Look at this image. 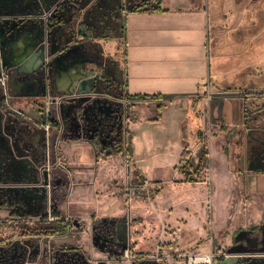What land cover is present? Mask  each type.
Instances as JSON below:
<instances>
[{
    "label": "rangeland",
    "instance_id": "rangeland-1",
    "mask_svg": "<svg viewBox=\"0 0 264 264\" xmlns=\"http://www.w3.org/2000/svg\"><path fill=\"white\" fill-rule=\"evenodd\" d=\"M223 17L225 21V14ZM105 24L101 21L100 28ZM222 26L224 36L210 45L213 57H218L213 64L225 63L234 70L227 76L214 72L212 81L221 89L227 85L237 89L223 90L217 96L236 97L230 100L242 103L244 117L225 121L221 102L216 116L208 113L209 106L192 113L189 104L177 137L174 122L162 120V111L168 104L135 105L122 100V95H94L96 89L81 99L62 98L61 106L67 108L72 122L65 123L64 135L67 131L75 139L91 142L95 146L92 163L88 169L56 166L51 175L47 172L50 180H40L41 171L36 182L0 181V264H185L189 256L211 253L218 256L215 264H264L262 238L248 245H240L239 240L234 244L235 240L230 243L228 225L220 232L214 228V209L225 218L227 200L224 197L217 205L213 203V185L215 189L228 188L221 184L224 179L215 165L223 163L235 180H240L239 174L246 168L247 141L258 143L259 137L257 100H251L245 108L243 97L264 95L259 90L264 83L259 73L264 61L258 63L264 54V41L256 37L258 22L247 16L240 25ZM108 29L117 32H110L103 42L104 59L116 67V79L124 82V46L117 41L122 28L108 22L104 30ZM245 64H250V69H245ZM102 103L106 112L101 109ZM180 107L185 112L184 104ZM244 122L251 131L248 136L243 127H238ZM143 123L148 126L139 133L141 144L149 141L154 149L147 155V148L142 146L141 153L134 156L127 149H134V126ZM228 129L229 133H222ZM132 137L131 143L127 142ZM253 146L256 149L258 144ZM119 150L122 155L117 154ZM202 151L207 152L202 175L197 183L185 184L180 169L189 159L197 161ZM38 168L29 172L40 173ZM78 187L92 189L89 201L73 200ZM35 191L38 195L34 197L31 192ZM115 203L121 204L122 212L105 217V209ZM230 203L233 212V197ZM249 203L250 230L264 233V197L256 201L252 198ZM58 214L70 221L71 233L41 236L38 224L45 219L56 221ZM242 254L251 255L242 258Z\"/></svg>",
    "mask_w": 264,
    "mask_h": 264
},
{
    "label": "crops",
    "instance_id": "crops-1",
    "mask_svg": "<svg viewBox=\"0 0 264 264\" xmlns=\"http://www.w3.org/2000/svg\"><path fill=\"white\" fill-rule=\"evenodd\" d=\"M124 1L107 0L108 3L97 15L106 25L114 22L122 28L121 38L116 37L124 46L125 81L122 82L116 79V67L105 62L103 52L104 63L98 68L85 63L83 53L78 54V64L73 66L63 61L55 63L59 57L57 54L51 56L45 53L43 56L41 39L43 32L48 29L44 14L49 8L44 0H0V63L7 65L10 72V106L14 110L6 106L0 92V181L24 179L36 182L41 171L43 173L40 180H50L51 176H47V172L51 175V169L62 164L70 169H88L95 146L91 142L75 139L67 131L64 135L65 123L69 125L72 122L66 114L67 108L61 106L60 101L62 98L81 99L91 95L96 88V76L109 80V86L94 95L105 97L114 94L118 97L117 90L119 86H123L121 99H127L131 104H168L162 111V120L174 122V136L177 137L181 135L180 123L186 118L185 113L189 112V104L192 105V113L209 106L208 113L216 116L219 113L217 104L221 102L225 121L234 122L235 119L240 120L241 115L244 117L242 103L230 100L236 97L217 96L223 90L237 89H232L229 85L221 89L212 81L214 72L227 76L234 67L225 63L214 67L213 63L218 57H213L210 45L212 40L224 36L226 31H220L222 25H240L247 16L249 20L253 18L258 22L256 37L264 41V0H160L159 4L155 0ZM78 5L80 33L74 40L82 46L94 42L102 47L110 32L117 30L108 29L101 36H93L84 23L85 14L90 7L81 2ZM251 8L255 12L253 16L250 15ZM17 24L26 25L22 31H16L9 37L4 31L5 27H17ZM262 61L264 54L258 63ZM222 67L228 68L221 69ZM244 68L250 69V64H245ZM259 73L264 76V65L259 67ZM260 86L259 90L264 91V83ZM219 99L224 101H218ZM251 100H257L258 104V143L252 139L247 141L246 168L240 172V180H235V175L228 171V166L225 169L223 163L215 165L218 174L224 179L220 180L221 184H226L228 188L215 189L212 180L213 203L217 205L224 197L227 200L226 209L223 208L226 211L225 218L219 212L215 213L214 209V228L220 232L228 225L232 233L230 243L235 240L234 244L239 240L240 245H248L250 241L262 238L260 246L264 248V233L260 229L250 230L248 223L249 202L252 198L256 201L264 197V95L244 96L245 108ZM183 104L185 112L180 107ZM101 105V109L106 112V105ZM153 122L159 123L158 120ZM47 123L51 125L49 132L39 125ZM147 126L145 123L134 126V149L132 146V151L127 153L138 155L142 146L147 148V155L153 151V144L148 141L143 145L139 139L140 131L143 132ZM238 127H243V133H247V136L251 132L245 128V122ZM229 131L228 129L222 133ZM256 144L258 146L255 149L253 145ZM120 152L123 153L119 150L117 154L122 155ZM203 152L197 161L194 158L188 161L197 165ZM37 166L40 173L29 172L31 168L36 170ZM195 183H188L185 178V184ZM91 191V188L78 187L72 198L75 202L89 201ZM36 192L38 191L31 192V195L37 196ZM232 197L236 205L233 212L230 203ZM120 205L112 204L111 209L107 207L103 215H118L122 212ZM244 255L246 254H242V258Z\"/></svg>",
    "mask_w": 264,
    "mask_h": 264
},
{
    "label": "flooded vegetation",
    "instance_id": "flooded-vegetation-1",
    "mask_svg": "<svg viewBox=\"0 0 264 264\" xmlns=\"http://www.w3.org/2000/svg\"><path fill=\"white\" fill-rule=\"evenodd\" d=\"M52 11L50 26L48 28V41L51 51H57V59L55 63L60 61L66 62L73 66L78 64V54L83 53L85 63L91 66L100 67L103 62L102 47L98 43L90 42L84 46L74 38L80 33L79 30V9L78 3L87 5L90 9L85 14V26L92 31L93 36H101L106 30L105 25L100 28L101 19L97 17L99 10L101 11L107 0H44ZM83 50V52H82ZM53 63V67L55 66ZM8 70V66L4 65ZM9 85H10V72ZM109 80L103 79L102 76H96V90L98 93L103 91L107 86ZM10 88V86H9ZM10 92V89H9Z\"/></svg>",
    "mask_w": 264,
    "mask_h": 264
},
{
    "label": "trees",
    "instance_id": "trees-1",
    "mask_svg": "<svg viewBox=\"0 0 264 264\" xmlns=\"http://www.w3.org/2000/svg\"><path fill=\"white\" fill-rule=\"evenodd\" d=\"M155 1H158V4L160 3V0H155ZM122 90H123V86H119L117 90L118 95L123 96ZM137 98L146 99V97H137ZM127 142L131 143V138H128ZM129 150L130 148H128V151ZM206 157H207V152L204 151L202 153L200 162L197 165H194L193 163H191V161H188L184 164V166L180 169V172L185 176L186 182L195 183L197 179L200 178V176L202 175V170L205 165ZM56 217H58L59 220L49 222L47 221V219H45L38 224L39 234L41 236L44 237L62 236L69 232L70 224L66 222V220L61 215L58 214Z\"/></svg>",
    "mask_w": 264,
    "mask_h": 264
},
{
    "label": "built area",
    "instance_id": "built-area-1",
    "mask_svg": "<svg viewBox=\"0 0 264 264\" xmlns=\"http://www.w3.org/2000/svg\"><path fill=\"white\" fill-rule=\"evenodd\" d=\"M52 16V11H50L49 13L45 14V18L46 20H49ZM0 92L2 94V97L5 100V104L6 106L13 110L10 106V92H9V73L8 70L6 69V67L4 65H2L0 63ZM125 102L131 103L129 100L124 99ZM137 103H144V102H137ZM14 111V110H13ZM18 114L22 115L20 112L15 111ZM26 117V116H25ZM38 124V123H37ZM41 126H43L47 132H49L51 130V125L50 123L47 124H39ZM56 220H59V218L57 217ZM70 224L69 227V232L68 234L71 233L72 231V225L70 223V221H67ZM129 252H127V257H128ZM218 258L217 255H215L214 253L211 254H205L202 256H189L185 259V264H215V259Z\"/></svg>",
    "mask_w": 264,
    "mask_h": 264
},
{
    "label": "water",
    "instance_id": "water-1",
    "mask_svg": "<svg viewBox=\"0 0 264 264\" xmlns=\"http://www.w3.org/2000/svg\"><path fill=\"white\" fill-rule=\"evenodd\" d=\"M51 11V9H50V7L47 9V11L45 12V14H47V13H49ZM44 14V15H45ZM52 17V16H51ZM51 19V18H50ZM50 19L49 20H46V27L47 28H49V22H50ZM44 23H45V20H44ZM25 25L26 24H24V25H21V26H19V24H17V27L15 26V27H5V33H7L8 35H9V37H12L13 36V34L14 33H16V31H22L24 28H25ZM2 30V31H3ZM6 30H8V31H6ZM4 33V32H3ZM48 29H46V31H44L43 32V38L41 39V43L43 44V48H42V54H43V56L45 55V53H47V54H51V56H53V55H56V53H57V51H51V49H50V43H49V41H48ZM47 46V47H46ZM47 50V51H46ZM4 99V98H3ZM7 158V157H6Z\"/></svg>",
    "mask_w": 264,
    "mask_h": 264
}]
</instances>
